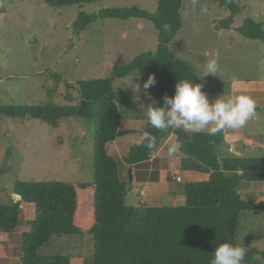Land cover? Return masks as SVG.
I'll use <instances>...</instances> for the list:
<instances>
[{
    "label": "rangeland",
    "instance_id": "rangeland-1",
    "mask_svg": "<svg viewBox=\"0 0 264 264\" xmlns=\"http://www.w3.org/2000/svg\"><path fill=\"white\" fill-rule=\"evenodd\" d=\"M233 1L239 8L233 30L220 33L213 24L229 18V9L209 0H186L181 11L182 29L170 46L171 52L189 61L201 78L197 65L203 61L202 53L208 51L213 55L215 48L221 45L222 56L215 59L217 72L203 79V91L210 101L229 95L234 80L264 79V44L245 39L236 31L248 19L264 25V0ZM3 6L7 15L0 18V106L44 105L48 100L47 90L53 86L48 77L50 70L60 73L68 83L106 79L114 68L126 66L137 56L157 49L158 33L148 20L101 21L79 35L74 31V23L79 13L95 14L106 9L137 8L155 13L158 0H102L58 9L49 8L44 0H4ZM225 48L230 50L225 52ZM213 80L219 82V92L209 88L208 83ZM135 85L139 86V91ZM143 85L137 73L114 81L113 90L123 120L134 113L143 115L146 107L153 104V96L149 90L150 98L145 95ZM60 91H65L63 86ZM140 108L143 111L135 110ZM248 137L264 144V111L236 130L235 137L227 136L223 149L228 150L229 142L234 140L233 145L242 152L243 142ZM93 152V129L87 120L67 119L52 128L28 118L5 119L0 125L2 203L9 204L15 199L13 189L17 182L93 183ZM122 166L121 162L120 169ZM238 166L235 168L242 167ZM251 169L258 179H263V168ZM125 180L128 181V177ZM180 187L184 190L185 184ZM137 193L135 185L134 192L126 198L127 206L137 207ZM251 198L256 202V196ZM185 204L183 199L176 206ZM80 210L79 223H91L92 193L80 195ZM19 220L15 231L0 233V264H18L22 234L32 227L34 208L23 206ZM235 234L237 244L245 247L246 252L251 248L264 250V213L242 212ZM93 255L92 236L54 238L39 251L42 257H69L71 264H93ZM260 260V264H264V260Z\"/></svg>",
    "mask_w": 264,
    "mask_h": 264
},
{
    "label": "trees",
    "instance_id": "trees-1",
    "mask_svg": "<svg viewBox=\"0 0 264 264\" xmlns=\"http://www.w3.org/2000/svg\"><path fill=\"white\" fill-rule=\"evenodd\" d=\"M44 1L49 8L58 9L102 0ZM185 1L158 0L155 13L137 8L79 13L74 23L77 35L101 21L148 20L158 33L157 49L137 56L126 66L114 68L106 79L68 83L60 73L50 70L48 77L53 86L47 90L44 105L0 106V125L5 119L28 118L57 128L63 120L81 119L91 123L94 135L93 183L17 182L13 189L15 199L9 204L2 203L0 193V233L16 230L23 206L34 208L32 227L22 234L18 264H71L66 256H39V251L52 239L63 236H92L93 264H211L219 244H237L235 232L242 212L264 213V202H252L240 194L243 176L222 169L217 150L223 143L225 129L210 135L183 129L157 130L149 123L146 131L156 137V147L148 149L146 138L142 144L131 147L123 161L130 169L147 162L173 134L175 144L181 145L178 152L209 169L211 176L205 182L186 184L184 207L134 208L125 203L124 192L132 183L123 181L119 161L107 152L109 144L130 134L121 129L122 113L113 83L133 73L145 83L154 75L156 84L148 90L154 101L161 103L165 95H174L178 80L201 84L194 67L170 49L183 26L181 11ZM209 1L231 12L229 18L216 23V30H233L239 13L237 4L233 0ZM236 31L245 39L264 44L263 23L248 19ZM82 193H92L94 198L93 220L88 225L79 223ZM259 258L264 260V250L251 248L243 264H260Z\"/></svg>",
    "mask_w": 264,
    "mask_h": 264
},
{
    "label": "crops",
    "instance_id": "crops-1",
    "mask_svg": "<svg viewBox=\"0 0 264 264\" xmlns=\"http://www.w3.org/2000/svg\"><path fill=\"white\" fill-rule=\"evenodd\" d=\"M3 4L4 0H0V18H4L7 15L6 8L3 6ZM215 25L216 24L214 23L213 26L215 27ZM218 32L222 33L225 31ZM218 45L219 43L216 46ZM224 50L226 52L230 50V48H225ZM221 53V45L215 48L213 55H211V53L208 51L202 53L203 61L199 62L197 69L200 72V79L203 88L205 85L203 79L214 76L208 75L204 77L205 64L210 60L220 59L222 56ZM208 86L211 90H213V92L220 91L219 82L213 80L208 83ZM203 88L202 91L204 90ZM237 94L251 96L256 102L255 115L263 114L264 79L251 81H244L241 79L234 80L230 84L229 95L234 96ZM142 109L143 108L135 110L143 111ZM145 113L146 111L143 112V115L140 114V117L136 113L131 114L126 121L122 118L121 129L123 131H129L130 134L117 139L115 142L107 146L108 154L117 159L119 164H121V162L124 163L123 161L128 155L131 147L140 145L145 140V138L141 135V132L146 131L147 129L148 121ZM125 124L126 126L124 127ZM229 135L231 137H235L236 130L225 129L223 143L217 150L223 171L226 173L236 172L243 176V181L239 188V192L243 198L251 201V197L256 196V203L264 202V175L263 179L260 180L254 175V172L251 169L252 167H261L263 168L264 173V144L257 143L252 138L248 137L247 140L243 142L244 150L242 152H239L236 146L233 145L234 140L229 142L228 150L223 149L225 146L224 141ZM131 138L134 139L129 141ZM175 143L176 137L175 135L171 134L162 142L159 149L147 162L138 166H134L133 169H130L129 166L124 163V167L122 166V169H120L123 181H127L125 180V177H128V181L132 183V190L128 193L126 198H128L134 192V186H138L137 195L139 202L137 207L134 208L177 207V202L179 200L185 199V189L182 190L180 185L185 184L186 186L188 183L205 182L210 179L211 171L203 165L199 163V165H196V161L186 158L180 152L170 154L169 149L175 145ZM189 161L194 162L191 163ZM238 165L242 167L235 168L239 167ZM130 172H132V181L129 179ZM177 178H180L181 181H177ZM259 183L263 184L259 186Z\"/></svg>",
    "mask_w": 264,
    "mask_h": 264
},
{
    "label": "clouds",
    "instance_id": "clouds-1",
    "mask_svg": "<svg viewBox=\"0 0 264 264\" xmlns=\"http://www.w3.org/2000/svg\"><path fill=\"white\" fill-rule=\"evenodd\" d=\"M217 70L216 61H208L204 66V77L215 75ZM155 84V76L150 75L143 85L145 95H149L147 90ZM135 86L139 91V86ZM202 88L200 83L178 80L174 95H165L162 103L154 101L146 107L148 123L157 130L183 129L191 133L207 131L215 135L224 129L238 130L255 115L256 102L251 96L223 94L210 101ZM141 135L147 139L146 147L154 150L156 137L147 131H142ZM180 148V144H175L169 152L175 154ZM246 254L245 247L224 242L215 248L211 264H243Z\"/></svg>",
    "mask_w": 264,
    "mask_h": 264
},
{
    "label": "water",
    "instance_id": "water-1",
    "mask_svg": "<svg viewBox=\"0 0 264 264\" xmlns=\"http://www.w3.org/2000/svg\"><path fill=\"white\" fill-rule=\"evenodd\" d=\"M129 179H130V181L133 180L132 172L129 173ZM131 190H132L131 188H128V189L124 192V196H127L128 193H129Z\"/></svg>",
    "mask_w": 264,
    "mask_h": 264
},
{
    "label": "built area",
    "instance_id": "built-area-1",
    "mask_svg": "<svg viewBox=\"0 0 264 264\" xmlns=\"http://www.w3.org/2000/svg\"><path fill=\"white\" fill-rule=\"evenodd\" d=\"M177 181H181V179L180 178H177Z\"/></svg>",
    "mask_w": 264,
    "mask_h": 264
}]
</instances>
